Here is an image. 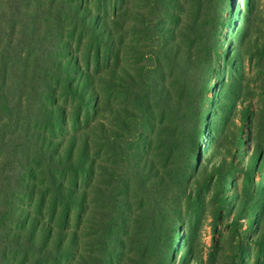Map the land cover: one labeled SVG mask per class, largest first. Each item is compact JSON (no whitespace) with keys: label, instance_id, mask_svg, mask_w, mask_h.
I'll return each instance as SVG.
<instances>
[{"label":"trees","instance_id":"obj_1","mask_svg":"<svg viewBox=\"0 0 264 264\" xmlns=\"http://www.w3.org/2000/svg\"><path fill=\"white\" fill-rule=\"evenodd\" d=\"M224 4L0 0V264H126L171 211L156 158L188 138L179 99H203Z\"/></svg>","mask_w":264,"mask_h":264},{"label":"rangeland","instance_id":"obj_2","mask_svg":"<svg viewBox=\"0 0 264 264\" xmlns=\"http://www.w3.org/2000/svg\"><path fill=\"white\" fill-rule=\"evenodd\" d=\"M217 22L215 50L199 55L209 60L203 99L197 105L185 94L179 99L188 138L156 158L174 173L165 194L171 211L148 237L127 239L126 264H264V0H225ZM161 127L168 126L158 122L155 135L165 136ZM103 155L117 161L114 150ZM119 189L110 185L112 195ZM85 241L82 248L99 257L95 241Z\"/></svg>","mask_w":264,"mask_h":264}]
</instances>
